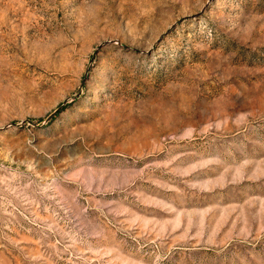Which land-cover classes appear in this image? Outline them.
Masks as SVG:
<instances>
[{
	"label": "rangeland",
	"instance_id": "374dc122",
	"mask_svg": "<svg viewBox=\"0 0 264 264\" xmlns=\"http://www.w3.org/2000/svg\"><path fill=\"white\" fill-rule=\"evenodd\" d=\"M0 264H264V0H0Z\"/></svg>",
	"mask_w": 264,
	"mask_h": 264
}]
</instances>
